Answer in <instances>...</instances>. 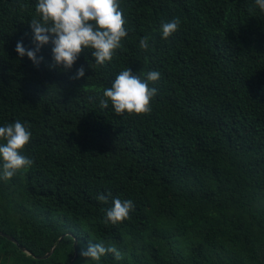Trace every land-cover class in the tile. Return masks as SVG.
Returning <instances> with one entry per match:
<instances>
[{
    "label": "trees",
    "instance_id": "trees-1",
    "mask_svg": "<svg viewBox=\"0 0 264 264\" xmlns=\"http://www.w3.org/2000/svg\"><path fill=\"white\" fill-rule=\"evenodd\" d=\"M37 2L0 0V126L29 128L21 154L33 160L0 177V264H264V12L254 0H120L122 47L102 66L85 49L70 70L49 67L51 43L39 66L15 51L35 48ZM175 18L163 39L161 23ZM127 68L161 74L149 114L99 106ZM109 192L133 201L129 219L103 222L112 201L96 197ZM95 243L123 258L80 255Z\"/></svg>",
    "mask_w": 264,
    "mask_h": 264
},
{
    "label": "clouds",
    "instance_id": "clouds-1",
    "mask_svg": "<svg viewBox=\"0 0 264 264\" xmlns=\"http://www.w3.org/2000/svg\"><path fill=\"white\" fill-rule=\"evenodd\" d=\"M254 6L264 12V0H254ZM35 13L38 19L30 21L35 48H26L22 41H18L15 46L18 55H26L35 66H39L44 59L42 56L38 58L36 54L49 43L53 45L49 67L62 65L64 70H70L85 49L93 50L91 56L97 65H105L122 47L121 41L128 34L120 0H38ZM180 23L179 18L162 22V38L167 40L176 33ZM139 47L147 51L149 38H141ZM84 75L85 69L81 66L70 79H80ZM160 77L158 71H149L141 78L133 74L130 68L122 70L111 86L103 90L99 106L106 109L111 104L118 116L125 113L149 114L152 111L151 102L158 92L157 88L150 85L157 83ZM31 135L29 128L19 120L0 126V140L4 141L0 144V177L11 179L17 172L27 170L33 164L32 159L21 154L30 142ZM96 199L104 204L110 199L112 201V206L106 210L105 224L123 222L130 218V212L134 210L132 200L113 198L110 192L100 194ZM109 253L114 254L116 260L123 258L117 247L103 243L88 244L81 249L80 255L87 260L100 261Z\"/></svg>",
    "mask_w": 264,
    "mask_h": 264
},
{
    "label": "rangeland",
    "instance_id": "rangeland-1",
    "mask_svg": "<svg viewBox=\"0 0 264 264\" xmlns=\"http://www.w3.org/2000/svg\"><path fill=\"white\" fill-rule=\"evenodd\" d=\"M2 264V263H1Z\"/></svg>",
    "mask_w": 264,
    "mask_h": 264
}]
</instances>
